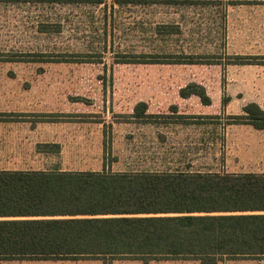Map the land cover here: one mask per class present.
<instances>
[{"label": "rangeland", "instance_id": "374dc122", "mask_svg": "<svg viewBox=\"0 0 264 264\" xmlns=\"http://www.w3.org/2000/svg\"><path fill=\"white\" fill-rule=\"evenodd\" d=\"M251 4L0 0V170L264 173V130L231 124L247 104L264 105V58L246 55L254 43L249 36L251 42L243 41L236 17L258 9ZM191 84L205 89L209 105L198 95H181ZM139 102L170 121H134ZM175 113L188 123L174 121ZM0 264L202 263L105 258Z\"/></svg>", "mask_w": 264, "mask_h": 264}, {"label": "trees", "instance_id": "16d2710c", "mask_svg": "<svg viewBox=\"0 0 264 264\" xmlns=\"http://www.w3.org/2000/svg\"><path fill=\"white\" fill-rule=\"evenodd\" d=\"M181 95L211 103L197 84ZM148 110L130 117L170 121ZM231 119L264 130L255 102ZM105 258L264 259V173L0 170V260Z\"/></svg>", "mask_w": 264, "mask_h": 264}, {"label": "crops", "instance_id": "0c3cea01", "mask_svg": "<svg viewBox=\"0 0 264 264\" xmlns=\"http://www.w3.org/2000/svg\"><path fill=\"white\" fill-rule=\"evenodd\" d=\"M245 1L252 2V0ZM251 6L255 8L257 7L258 9L240 11L236 14V17L241 19L238 27L242 29L240 34L243 36V41L251 42L248 38L249 36L254 43L252 47L245 48L246 50L252 51L246 55L256 58H264V0H253V4H251ZM240 34L238 33V35ZM255 103L264 109L263 104L259 102ZM4 130L5 126L0 124V143H2L5 138L3 134Z\"/></svg>", "mask_w": 264, "mask_h": 264}]
</instances>
